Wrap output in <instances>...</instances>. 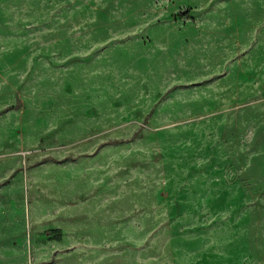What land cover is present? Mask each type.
I'll list each match as a JSON object with an SVG mask.
<instances>
[{"label":"rangeland","instance_id":"obj_1","mask_svg":"<svg viewBox=\"0 0 264 264\" xmlns=\"http://www.w3.org/2000/svg\"><path fill=\"white\" fill-rule=\"evenodd\" d=\"M0 264H264V0H0Z\"/></svg>","mask_w":264,"mask_h":264},{"label":"crops","instance_id":"obj_2","mask_svg":"<svg viewBox=\"0 0 264 264\" xmlns=\"http://www.w3.org/2000/svg\"><path fill=\"white\" fill-rule=\"evenodd\" d=\"M233 97H231V99H232Z\"/></svg>","mask_w":264,"mask_h":264}]
</instances>
